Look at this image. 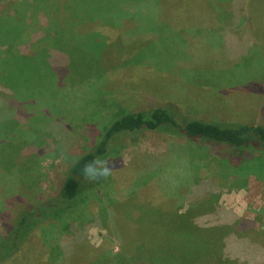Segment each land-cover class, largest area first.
Here are the masks:
<instances>
[{
    "label": "rangeland",
    "instance_id": "374dc122",
    "mask_svg": "<svg viewBox=\"0 0 264 264\" xmlns=\"http://www.w3.org/2000/svg\"><path fill=\"white\" fill-rule=\"evenodd\" d=\"M40 1L44 4V0ZM175 1L177 10L183 12L178 14V20L174 19L176 24L169 22V26L172 27L170 30L167 27L166 13L164 12L161 17V10H159V13L156 14L154 5L152 7L149 5V14L145 17L142 18L141 15H137L143 21L137 30H144L137 32L138 34H143L145 31H155V27L162 26L165 27L166 31H163L164 39L162 38L160 43H155L149 49L147 54L152 56L150 59L140 57L135 52L130 60H133L134 65L142 62L150 64L151 62L164 69L169 66L173 72H176L174 73L176 77H172L164 84V87L171 89L168 92L173 91V93H168L169 98L172 99V104L186 116L211 121L264 123V109L261 108L264 99L260 94L256 95L245 91V88L254 85L264 86V0H252L244 8L237 10L245 22L251 20L249 16L252 19L255 17L258 19L257 24L261 25V30L254 34L249 33L244 28L236 32L231 28H225L224 33H215L216 27L223 28L231 24L230 6L235 0ZM173 2L174 0H170V6L164 7L167 12L170 10L168 13L171 16L175 15L174 7L171 6ZM103 3L99 1V4L88 6L89 12L79 16V20L84 18L108 19L105 10L118 12L117 6ZM45 4L52 8V14H54L52 18L56 21L55 5ZM67 6L70 7L68 4ZM214 6L219 8L220 13H222L221 10H224L223 19L216 22L214 29H208L211 24L208 19L209 10L213 11ZM25 10H27L26 7ZM215 14L217 13L214 12ZM4 15H1L0 26L9 18L12 19V17H8L11 15ZM20 16L22 14H15L12 20H21ZM34 19L36 22L38 21L39 26L31 23L33 17L29 16L27 19L30 23L28 32H24V34L27 33L25 40L29 41L30 44L32 43L30 53L31 55L34 53V55L19 60L17 55L21 54V48L25 49L29 43L18 39L14 41L15 43L13 42V45L8 46L10 51L6 50L8 54L6 53L7 59L6 56L3 58L4 63L0 61V69L2 67V71L9 74L15 73L17 78H21V74H24V77L28 73L33 75L30 90L28 85L30 80L25 78L22 82L17 81L15 83L17 87H12L15 90L28 88L30 94L18 96L19 104L29 115L27 121L30 127L34 124L40 125L36 130L22 131L19 126L15 127L3 122L5 120L0 123V204L9 216L18 213V206L33 205L59 191L69 165L93 144L96 135V132L94 133L95 128H100L110 122L111 117L107 115L106 111L109 107L112 112L111 108L113 107V104L109 102L97 106L94 101V93L89 89L87 81L82 80L78 84L73 78L76 74L74 76L73 74L68 75L63 80L62 86L58 84V78L45 77L42 72L48 66L45 60L51 56L52 50L57 49L54 45L56 37L52 35L51 28L39 23L36 14ZM9 22L14 25L13 30L21 24V21ZM31 24L33 28H31ZM38 27L46 31L43 37L44 41H41L42 38L34 37L35 33L41 30ZM69 30L71 31L70 28ZM36 38L39 40L36 41ZM69 38L70 36L65 43L69 46L68 49L72 50ZM79 41L81 50H73L72 52L81 53L79 54L81 57L80 72L88 74L91 67H94L96 63L93 60L94 53L101 51L103 47L96 50L97 45L89 44L87 38L79 39ZM246 42L247 44L244 45ZM75 73H77L76 69ZM8 75L4 74V76ZM38 76L41 79H38ZM82 78L84 77L82 76ZM19 82L23 85H20ZM160 85L163 86V83ZM104 89L113 94L123 93L122 88L116 86L115 82L114 86L107 84ZM141 98L139 96L131 100L125 111L129 109L138 111L142 106ZM54 133L58 134L57 137H53L52 134ZM30 144H34L35 147L32 146L31 151H28L30 149H26ZM188 146L190 148L186 157L189 162L185 163V170L190 173L191 179L193 177L198 178L200 172H204L211 179L210 185H206L208 193L195 196L191 194L192 190L186 182L178 184V188L173 189L172 192L174 194L175 190L177 193V196L171 200L174 210H170L173 213L169 214L168 217H173L177 213L186 214L183 219H188L189 214L187 213L191 211L194 215H203L212 211L214 207H224L230 209L239 218L254 221L257 228L264 229V181L245 173L235 177L233 170L224 167L220 158L212 154L208 147L188 144L185 139L176 136L159 132H146L139 139V142L129 143L117 158L122 165H128L133 157L136 159V156L152 158L149 160L143 158L139 165L140 168L136 166L139 175L130 187L136 193V190L144 184H149L154 178H156V182L165 183L168 180L166 171L169 170L171 164L169 156L173 155L175 151L185 152V147ZM11 151L15 152L12 154L14 159H9L7 156ZM135 164L137 165V163ZM217 164L220 168L217 167ZM103 170L107 173L106 175L90 180L91 183L86 190L85 200L93 188H100L98 190L102 191L101 197L104 204L114 199L108 172ZM230 177L238 180L233 181ZM15 188L16 191H14ZM162 190L163 193H167L170 191V187L164 185ZM132 191L126 188L121 192L123 195H130ZM17 193L22 198L19 200V205L13 208L9 199ZM259 211L260 214L257 216ZM78 214L83 216L82 218L85 219L83 222L87 223L82 240L74 246L67 248L64 246V243L72 238L71 233L66 234L67 232L64 233L63 231L65 224L71 222L70 215L66 214L57 220H48L37 231H34L23 254H20L21 264H40L41 261L47 260L44 255L46 250L42 247L41 240L46 241L49 246L61 247L60 253L58 251V261L55 264H65L68 259L71 264H139L121 251L117 236L109 237L105 229L93 225L103 224V221H107L109 218L107 211H102L100 215L95 217L86 209L80 208ZM162 219L169 222L166 217ZM170 220V231L175 230L183 221L182 219ZM178 229L175 233L170 232V235L166 233L163 237L164 242H157L163 244L160 248L163 255L166 254L165 256L169 257V254H172L180 261L186 262L203 252L200 248V244H203L202 239L190 234L188 230ZM229 237L224 230L215 231L216 249L220 246L221 238L222 241L225 238L226 244ZM149 243L151 242L149 241ZM203 249L205 252L208 251L207 246ZM220 256L227 258L225 251L219 253L218 257ZM205 260L199 264L209 262V259ZM167 261H173V258H169ZM13 262L8 264H15ZM222 262L220 263L222 264Z\"/></svg>",
    "mask_w": 264,
    "mask_h": 264
},
{
    "label": "trees",
    "instance_id": "16d2710c",
    "mask_svg": "<svg viewBox=\"0 0 264 264\" xmlns=\"http://www.w3.org/2000/svg\"><path fill=\"white\" fill-rule=\"evenodd\" d=\"M99 1L104 2L103 4L117 6L118 12L105 10L108 19L84 18L79 20V16L89 12L88 6L99 4ZM251 1L235 0L234 3H231V24L223 28L216 27L215 33H222L225 28H231L234 32L238 31L241 28L239 22L244 23L245 21H240L242 16L237 10L244 8ZM45 3L55 5L56 21L52 18L54 16L52 8ZM149 5L156 7V14L161 10V17L164 12L166 13L169 30L171 27L169 22L176 24L174 19L178 20V14L183 12L177 10L175 0L171 3V6L174 7L175 15L173 16L169 15L170 10L168 12L164 10V7L170 6V0H44V4L40 0H0V18L4 13V16L11 15L8 17H12V19L15 14H22L21 20L9 18L0 26L1 62L6 56V50L10 51L8 47L10 44L13 45L14 41L18 39L22 41L26 39L27 33L24 34V32H28L30 23L27 19L29 16L33 17L31 23L39 26L38 21L36 22L34 19L36 14L39 23L51 28L52 35L56 37L54 45L57 49L52 50L51 56L45 60L46 65H48L46 70L42 71L45 77L58 78V84L62 86L63 80L68 75L73 74L74 76L76 74L73 78L78 84L82 80L87 81L89 89L94 93V101L97 106L103 105L104 102L113 104L112 112L109 107L106 111L107 115L111 117L110 122L100 128H95L94 133L96 132V135L93 144L71 162L66 171L64 182L55 195L26 207L25 205L18 206L22 197L17 193L9 199L13 208L18 206V213L13 216L6 214L0 204V264H8L12 261L15 264H21L20 254H23L34 231H37L48 220H57L66 214L70 215L71 222L65 224L63 231L64 233L67 232L66 234L71 233L72 238L65 242L64 246L66 248L74 246L83 239L84 228L87 226V223L83 222L85 220L82 218L83 216L78 214L80 208L86 209L95 217L100 215L102 211H107L109 217L107 221H103V224L93 225L105 229L109 237L117 236L121 251L139 264H199L206 261L205 259H209V262L203 264H221V261H223L222 264H264V229L257 228L254 221L239 218L230 209L214 207L212 211L203 215H194L191 211L187 213L189 214L188 219H183L186 214L177 213L173 217H168L169 214L173 213L170 210H174L171 200L177 196V193L175 190L174 194L172 192L173 189L178 188V184L186 182L192 190L191 194L195 196L206 193V185H210L211 179L204 172L199 170L198 178L193 177V179H191L190 173L186 172L185 163L189 162L186 157L189 146L185 147V152L175 151L173 155L169 156L171 164L169 170L166 171L168 180L165 183L161 184L158 181L157 183L156 178H154L149 184L140 186V190H136V193L130 188L134 179L139 175L136 166L140 168L139 165L143 158L146 160L152 158L136 156V159L133 157L128 165H122L117 156L129 143L139 142V139L146 132H159L176 136L185 139L188 144L208 147L212 154L220 158L224 167L233 170L235 177L245 173L264 181V123L211 121L186 116L172 104V99L169 98L168 93H173V91L168 92L171 89L164 87V84L171 80L176 72H173L169 66L164 69L151 62L150 64L142 62L134 65L133 60H130L135 52L140 57L150 59L152 56L147 54L149 49L155 43H160L163 38V31H166L165 27L162 26L155 27V31L137 33L144 31L137 30V28L143 22L141 19L149 14ZM256 6L258 7V5ZM221 11L222 13L217 6L213 7V11L209 10L208 19L211 24L208 29H214L216 22L223 19L224 10ZM214 12L217 14L214 15ZM138 14L141 15V19L137 17ZM249 18L251 20L245 22L244 27L249 33H259L261 25L257 24L258 19L255 17L253 20L251 16ZM9 21H21V24L13 30L14 25ZM31 28H33L32 24ZM38 28L42 30L41 27ZM199 29H201L200 26ZM41 30L35 33L34 37L42 38L41 41H44L43 37L46 31L42 30V32ZM69 36L72 50H69V46L65 43ZM84 38H87L89 44L97 45L96 50L103 47L101 51L94 53L93 60L96 63L94 67H91L88 74L80 72L81 57L79 54L81 53L72 52L80 49L79 39ZM37 40L39 39L36 38ZM25 42L29 44L25 49L21 48V54L17 55L19 60L31 55L32 43L30 44L27 40ZM246 44L247 42L244 45ZM145 48L147 50H144ZM140 51L142 52L139 53ZM8 57L11 56L8 55ZM75 69L77 73H75ZM4 74L8 75L9 73L2 71L1 67L0 123L6 122L15 127L19 126L22 131L36 130L40 125L34 124L30 127L27 121L29 115L19 104L18 96L30 94L28 88L15 90L12 87H17L15 83L17 81L22 82L25 78L30 80L28 83L30 90L33 75L28 73L24 77V74H21V78H17L15 73L8 76H4ZM82 76L86 78L84 79ZM38 79L41 77L38 76ZM21 82L19 84L23 85ZM114 82L116 86L122 88L123 93L113 94L104 89L107 84L114 86ZM160 83H163V86ZM245 91L256 95L260 94L264 99V86L254 85L245 88ZM139 96L142 97V106L139 110L131 111L129 109L125 111V108L129 107L130 101ZM261 108L264 109V102ZM52 135L57 137L58 134ZM32 146L34 144L28 145L26 150L30 149L28 151H31ZM13 153L15 152L8 153L9 159H14ZM96 157L103 161L102 168L108 172L114 194V199L105 204L101 197L102 191L98 190L100 188H93L85 200L86 190L91 181L85 179L81 169L84 164ZM217 167L220 168L218 164ZM230 179L238 180L234 177H230ZM164 185L170 187V191L167 193L162 192ZM126 188L131 189L132 194L123 195L121 191ZM259 214L260 211L257 212V216ZM164 217L169 222L163 220ZM170 219H182L183 221L175 230L170 231ZM177 228L188 230L190 234L198 236V239H202L204 244L200 245L207 246L208 251L205 252V249L200 246L203 252L186 262L180 261L172 254H169V257H166V254L163 255L160 251L163 244L157 242H164V235L177 232ZM219 230L226 231V235L228 234L230 237L226 244L225 238L223 242L222 237L220 246L216 249L215 231ZM41 243L46 250L44 255L47 260L41 261L40 264H55L58 261V251L60 253L61 247L49 246L43 240ZM224 251L227 258L218 257L219 253H224ZM169 258H173V261H167ZM65 264H71L69 259L65 261Z\"/></svg>",
    "mask_w": 264,
    "mask_h": 264
},
{
    "label": "clouds",
    "instance_id": "9594fccd",
    "mask_svg": "<svg viewBox=\"0 0 264 264\" xmlns=\"http://www.w3.org/2000/svg\"><path fill=\"white\" fill-rule=\"evenodd\" d=\"M102 163L103 161L101 160V158L96 157L92 161L84 164L81 172L85 179L95 180L101 176L106 175L107 173L104 172Z\"/></svg>",
    "mask_w": 264,
    "mask_h": 264
},
{
    "label": "crops",
    "instance_id": "0c3cea01",
    "mask_svg": "<svg viewBox=\"0 0 264 264\" xmlns=\"http://www.w3.org/2000/svg\"><path fill=\"white\" fill-rule=\"evenodd\" d=\"M240 21H243L242 17H241ZM244 23H245V22H244ZM244 23L239 22V25L241 26V28H240L239 30H241L242 28L246 29V28L244 27Z\"/></svg>",
    "mask_w": 264,
    "mask_h": 264
}]
</instances>
